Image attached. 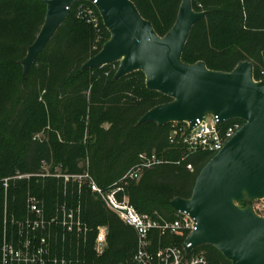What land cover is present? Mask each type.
<instances>
[{"label": "trees", "instance_id": "obj_1", "mask_svg": "<svg viewBox=\"0 0 264 264\" xmlns=\"http://www.w3.org/2000/svg\"><path fill=\"white\" fill-rule=\"evenodd\" d=\"M131 1L160 37L173 28L182 3ZM81 5L88 4L72 5L66 22L25 76L22 61L41 32L47 6L38 0H0V240L6 221L23 219L29 199L36 198L48 217L66 206L87 225L86 235L61 229L52 235L59 253L64 249L78 258L75 264H136L135 229L91 190L90 181L73 177L89 174L104 190L119 184V198L127 197L139 213L173 222L177 213L171 202L192 197L198 176L214 155H188L181 144H171L172 124H140L149 111L172 102L148 90L142 72L116 80L118 63L83 71L111 36L102 21L98 32L78 18ZM193 7L207 16L192 29L182 60L226 73L249 62L255 81L264 82V0H193ZM143 154L163 163L144 170L138 181L121 183ZM100 227L108 229V236L107 249L98 256L94 247ZM187 236L153 231V249L182 248ZM198 253L205 254L207 264H231L213 246L192 254Z\"/></svg>", "mask_w": 264, "mask_h": 264}, {"label": "water", "instance_id": "obj_2", "mask_svg": "<svg viewBox=\"0 0 264 264\" xmlns=\"http://www.w3.org/2000/svg\"><path fill=\"white\" fill-rule=\"evenodd\" d=\"M38 1L47 6V13L22 61L25 76L66 22L72 5L94 3L111 39L83 71L118 63L116 80L142 72L148 90L172 99L149 111L140 124L189 123L192 129L207 115L217 117L220 124L244 122L203 168L192 197L175 199L170 206L195 221L185 243L187 253L213 246L231 264H264V218L251 205L264 199V82L255 81L253 64L243 62L226 73L212 71L204 62L189 65L182 60L192 29L207 16L195 11L193 0H182L165 37L155 32L131 0Z\"/></svg>", "mask_w": 264, "mask_h": 264}, {"label": "built area", "instance_id": "obj_3", "mask_svg": "<svg viewBox=\"0 0 264 264\" xmlns=\"http://www.w3.org/2000/svg\"><path fill=\"white\" fill-rule=\"evenodd\" d=\"M87 4L79 7L78 18L85 19L100 32V22H103L101 15L94 3ZM100 40L101 37H98L97 41ZM97 49L95 47V50ZM232 121L235 122L226 126L231 121L220 124L217 117L207 115L192 129L189 123H172L169 140L171 144H181L188 155L197 153L216 155L244 126L241 120ZM161 163L163 162L155 155L143 154L140 156V163L124 176L121 183L127 185L129 182L138 181L144 170ZM188 169L193 170L191 165ZM65 178L69 180L70 177ZM73 178L80 182L90 181L91 190L98 194L109 209L116 213L126 225L135 229L138 246L133 260L136 264H207L204 253L192 254L194 250L187 253L185 244L182 248L169 246L153 249L151 239L153 231H159L162 235L187 233L188 239L196 227L194 219L189 215L177 213V218L173 222L160 221L154 216L139 213L127 197L120 199L119 194L123 192V187L119 184L104 190L91 180L89 174ZM5 186L8 187V180ZM28 204L27 213L23 219L12 218L9 223L6 221L5 234L0 240V264H75L79 262L78 258L75 261L72 255H67L64 249L62 253H59L58 239L52 236L54 230L59 229L68 234L86 235L88 227L81 221L79 213L63 206L56 215L48 217L41 202L36 198H30ZM107 236L108 229L100 227L94 247L98 256L103 255L107 249ZM62 241L65 242V239L63 238Z\"/></svg>", "mask_w": 264, "mask_h": 264}, {"label": "rangeland", "instance_id": "obj_4", "mask_svg": "<svg viewBox=\"0 0 264 264\" xmlns=\"http://www.w3.org/2000/svg\"><path fill=\"white\" fill-rule=\"evenodd\" d=\"M111 36V35H110ZM111 39V38H110ZM252 207L254 208L255 212L264 218V199L262 200H257L255 202H253L252 204ZM246 204L244 205H241V207H245Z\"/></svg>", "mask_w": 264, "mask_h": 264}]
</instances>
